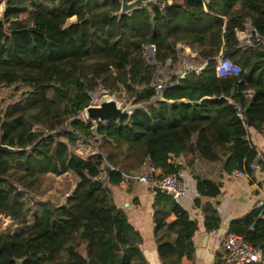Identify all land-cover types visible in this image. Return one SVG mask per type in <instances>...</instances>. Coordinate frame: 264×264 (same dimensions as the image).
Returning a JSON list of instances; mask_svg holds the SVG:
<instances>
[{
    "label": "trees",
    "instance_id": "obj_1",
    "mask_svg": "<svg viewBox=\"0 0 264 264\" xmlns=\"http://www.w3.org/2000/svg\"><path fill=\"white\" fill-rule=\"evenodd\" d=\"M167 1L151 0L119 16V0H7L0 20L1 141L25 148L45 133H58L30 153H0V212L25 226L27 213L14 200L18 193L32 197L47 173L72 172L78 180L63 203L41 202L33 224L21 233H0V264L21 259L23 264H130L142 239L112 204L109 186L139 172L145 162L177 174L179 166L168 159L192 153L207 161L222 160L226 173L252 174L256 152L247 128L264 131V42L241 48L236 31L249 18L264 38V0ZM203 3L217 16L207 14ZM236 3L244 11L229 15ZM196 41L210 46L224 42L223 56L239 65L241 74L218 78L217 52L201 53L206 64L200 73L186 74L163 91L162 100L156 99L152 84L159 66L175 59L177 43L190 46ZM146 44L156 47L154 62L143 54ZM97 85L120 100L139 104L156 99L155 105L93 128L91 120L77 116L89 105L87 91ZM10 89L11 94L2 95ZM52 91L57 99L50 96ZM35 125L42 130L33 131ZM81 139H94L98 153L88 159L74 154L72 148ZM105 161L114 168L107 183L101 181ZM220 187L196 178L200 196H216ZM170 211L176 219L167 229L177 233L176 241L160 243L156 250L161 258L177 259L166 264H180L181 257L193 255L198 225L177 202L171 201ZM228 232L243 236L264 255V207L231 221ZM82 244L86 257L79 252ZM219 263L220 254L213 264Z\"/></svg>",
    "mask_w": 264,
    "mask_h": 264
},
{
    "label": "crops",
    "instance_id": "obj_2",
    "mask_svg": "<svg viewBox=\"0 0 264 264\" xmlns=\"http://www.w3.org/2000/svg\"><path fill=\"white\" fill-rule=\"evenodd\" d=\"M0 2H2V8H0L1 20L5 3L3 1ZM167 2L171 3V0ZM203 5L204 11L207 14L217 16L208 11L205 3H203ZM243 11L241 5L236 3L231 10H229L228 14L231 15L232 13H241ZM219 18L224 22L227 21L225 16H219ZM74 21L75 17H72L70 22ZM250 25L251 21L248 18L243 28L236 31L237 46L244 48L242 43L245 36L252 33L255 34V32L251 30ZM262 42H264V40ZM224 50V42L219 46H210L207 42L197 41L191 43L190 46L177 43L175 48V59L176 61L181 60L183 66L181 68H175L173 67L172 58H167L164 64L159 66L157 71L158 75L162 77L160 78L158 76L155 81L168 79V77L174 80L176 78L175 74L181 70L188 71L202 64L205 65L206 61L201 59V53L213 51V53L217 52L216 57H218L223 56ZM156 99L159 98L156 96ZM156 99L149 101L148 103L150 104L146 107L155 105ZM162 99L163 97L161 94L160 100ZM95 139H99V137H95ZM247 139L250 143V147L256 152V159L251 164L253 170L251 175L243 172L244 176L238 177L233 175L232 172L226 173L222 170V160L207 161L192 153H182L177 157L168 159L170 164L179 166L177 174L185 180L188 186L186 196L182 201L177 203L188 211L190 218L196 220L198 225V229L193 236V255L190 258L186 256L181 257L179 260L180 264H213L215 258L221 253L222 249L218 238L209 234L210 230L221 229L228 232L231 221H240L245 214L257 207L256 205L258 202L264 201V131L260 132L252 127H248ZM72 151L80 158L88 159L98 153V147L94 139H81L77 142L76 146L72 148ZM150 168V163L145 162L139 172H136L134 175L124 176L120 182L109 186L112 204L125 213L128 222L139 232L142 239L138 247L139 254L131 253L130 264H166L167 262H174L177 260L174 255L167 256L165 259L161 258L156 250L157 245L160 243L168 242L174 244L176 241L177 233L167 229V225L176 219V215L170 211L171 201L175 200L168 194H157L149 186L138 181V175L148 172ZM153 169L157 175L165 174L160 168ZM51 176L55 177V179L73 177L75 181L70 190L74 188L78 180L72 172H66L60 176L47 173L39 178L41 184L39 188L42 187L45 179ZM197 177L220 183V193L212 197L200 196L196 189ZM39 188L34 195H36ZM53 191L54 190L49 192L52 193ZM62 196L63 194H61L59 202L58 200L57 202L54 201L58 203L56 205L64 202ZM39 199L40 202L33 207L32 216H29L30 212L26 211L29 219L27 225L23 227L13 222L8 215L0 212L2 224L5 223L6 226H9V230L0 231V233L17 235L32 225L35 220V213L40 208V203L47 202V200L42 198ZM195 199H199V205L194 204ZM54 202L52 201L53 204ZM159 221L163 222V225L156 227ZM207 224L214 225V227L207 230L205 227ZM79 252L86 257L85 244H83V251ZM117 256L121 257L122 252H118Z\"/></svg>",
    "mask_w": 264,
    "mask_h": 264
},
{
    "label": "built area",
    "instance_id": "obj_3",
    "mask_svg": "<svg viewBox=\"0 0 264 264\" xmlns=\"http://www.w3.org/2000/svg\"><path fill=\"white\" fill-rule=\"evenodd\" d=\"M256 34V33H255ZM258 41H263L264 38L257 36ZM251 34L246 35L243 40V47L247 48L250 47L251 41ZM253 46V45H252ZM143 54L147 60L150 62H154L156 47L154 44H146L142 45ZM215 74L218 78H228L231 76H239L242 72V68L233 63L230 59L224 56H218L215 58ZM204 64L199 67H194L191 70L180 71V76L175 78L174 80L171 77L168 79L155 81L152 84L156 92L157 98H161L162 92L170 86L176 85L187 73H195L199 74ZM177 74V73H176ZM175 74V77H176ZM102 92H105L106 95L111 96V94L104 89L103 87H97L94 89H90L87 91V95L89 97V105L97 106L98 102L102 97ZM249 95L252 94V91H247ZM85 109L79 112L77 118L83 121L91 120L93 124V128H96L97 121L94 119L89 118L86 113ZM98 138V136L96 137ZM232 174L238 177L244 176L243 171L241 170H233ZM138 181L141 183L146 184L149 186L154 192H161L170 195L176 202L182 201V199L186 196L188 191L187 183L179 174L176 173H167L157 175L154 172L153 167L146 173H141L138 175ZM72 195V190L66 191L63 195V199L70 197ZM258 207H264V201H260L256 205ZM210 235L215 236L219 240L220 247L222 249L220 253V263L219 264H261L264 261V255L260 248L255 247L248 243L245 238L241 235L235 233H229L221 229H211L209 232Z\"/></svg>",
    "mask_w": 264,
    "mask_h": 264
},
{
    "label": "water",
    "instance_id": "obj_4",
    "mask_svg": "<svg viewBox=\"0 0 264 264\" xmlns=\"http://www.w3.org/2000/svg\"><path fill=\"white\" fill-rule=\"evenodd\" d=\"M4 5V10L7 8L6 2L7 0H2ZM120 10L118 15H128L134 12L135 10L139 8L146 7L149 3H151V0H119ZM204 2H208L209 0H203ZM250 28L253 32H255V29L252 25H250ZM258 36V34H256ZM188 74V73H187ZM180 76V72L176 74V78ZM102 97L100 101L98 102L97 106H91L86 107L85 113L86 115L96 120L98 123H105L109 118L113 117L117 120L126 117L130 114H132L136 109L139 108H145L148 104V102L145 103H139V104H133L132 101H126V99L117 100V98L113 95L108 96L105 94V92H102ZM208 99V98H203ZM58 133V130H54L50 133L44 134L42 137H40L37 141L32 143L30 146L25 148H19V147H11L8 145H5L1 141V131H0V153L13 155V154H19V153H30L33 151L38 144L43 141L44 139L50 138L55 136ZM101 170L103 172V176L101 177V181L103 183H107L109 179L110 173L114 170L113 167L107 163L106 161L103 162L101 166ZM24 260H17V264H23Z\"/></svg>",
    "mask_w": 264,
    "mask_h": 264
},
{
    "label": "rangeland",
    "instance_id": "obj_5",
    "mask_svg": "<svg viewBox=\"0 0 264 264\" xmlns=\"http://www.w3.org/2000/svg\"><path fill=\"white\" fill-rule=\"evenodd\" d=\"M2 1V0H0ZM3 15V14H2ZM1 18V17H0ZM250 41H251V44L254 45L258 40H257V37L255 36L254 33L251 34V38H250ZM262 42V41H261ZM251 45V46H252ZM173 67L177 68H181L183 66V64H181V60H177L176 59H173ZM89 65V64H87ZM184 69V68H183ZM160 78L162 77L161 75H158ZM100 85H97V87H99ZM102 87V86H100ZM9 93L11 94V89L8 90V91H2V95H5ZM50 96L57 99V97L55 96L54 92H50ZM117 100L120 101V99L117 98ZM33 131H38V130H42L41 127L39 125H35L33 126L32 128ZM47 134V133H45ZM75 181V179L73 177H62L60 179H55V177H48L45 179V181L43 182V185L41 188H39L38 192L36 193V195H33L32 197L25 194V193H18L14 200L16 201H20L23 206H24V209L25 211H29L30 214L29 216L31 215L32 216V211H33V207L38 203L40 202V199L39 198H42L44 200H47L48 202H54L58 200V202L60 201V196L61 194L64 195V193L66 191H70V189L72 188L73 186V182ZM17 184L18 186L17 187H20L22 188L23 185H21L20 183H15ZM54 190L52 193L49 192V191H52ZM63 197V196H62ZM54 202V204H58ZM29 219V218H28ZM31 219V218H30ZM23 227V226H21ZM4 230H9V226H6V224H2L1 220H0V231H4ZM79 251H83V244L80 246L79 248Z\"/></svg>",
    "mask_w": 264,
    "mask_h": 264
}]
</instances>
